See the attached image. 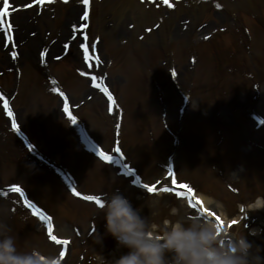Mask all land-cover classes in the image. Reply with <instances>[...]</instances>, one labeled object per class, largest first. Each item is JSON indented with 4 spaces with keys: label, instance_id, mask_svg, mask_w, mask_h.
<instances>
[{
    "label": "rangeland",
    "instance_id": "1",
    "mask_svg": "<svg viewBox=\"0 0 264 264\" xmlns=\"http://www.w3.org/2000/svg\"><path fill=\"white\" fill-rule=\"evenodd\" d=\"M219 1L221 5L216 10H213L210 4H196L195 7H193L194 5L183 7V5L178 4L177 10L174 12H164L165 10L162 8L159 14H167V18L164 20L165 23L161 24L157 31L144 36L138 41V34L142 33L145 25H150L155 21L158 12H153L151 9V14H149L151 18H148V22L142 19H133L129 12H121L120 6L122 3L119 6V0H103L102 3H94L90 32L91 34L95 32L102 40L99 52L105 63H107L103 68L107 72V81L114 89L120 103L124 107L125 103H128V111L124 108L125 113L122 122V133H124L122 147L127 154V159L132 162V165L137 166L138 172L142 174L144 180L152 182L158 177V181L152 183H163L165 180L163 170L160 168L159 171L156 170L158 172L155 171V163H158V158L151 165V159L153 158L151 154L156 151V154L163 157H159V159L164 163L165 153L173 149L171 135L163 132V120L160 117L161 105L165 104L167 123L172 129L178 128L179 130L180 145L175 154L178 177L190 180L197 186L198 191L215 202L209 203L211 208L221 210L228 217L236 214L238 201L253 203L258 198L257 195L264 197V178L262 177L263 174L258 172L259 167L261 170L262 164H264V148L258 150V147L248 143L241 146L242 143H238L234 132L232 133L228 128L230 126L237 128L241 139L248 137L256 144L264 145V128L260 127L259 131L254 130L256 123L254 121L249 122L240 113L245 107L253 104L254 109L261 114L260 110L264 111V104L260 102L261 97L256 101H252L250 98L249 81L246 83L237 82L241 73L239 70L234 71L233 64L224 67L227 70L229 66H233L231 72L224 71L223 67L218 66V64L219 61L228 59V54L232 50L236 55L238 51L240 54L243 51L241 47L236 45L235 32L237 26L242 27L241 15H249L253 20L245 17V22L250 26L249 36L246 37L248 39L247 45H251V47L247 49L249 54L245 60L251 64L253 71L258 70L259 66L262 65L264 62V27L262 30L261 20L264 16V0ZM128 3L131 4V2ZM74 6V3H70L67 6L60 5V7H57L58 16L53 23L49 22L50 19L46 20L44 17H40L35 18L36 23L31 22L29 24L28 29L31 28V31L36 32V34L33 39H28L19 47L21 52H25L20 60L21 65H23L21 67L23 72L27 61L36 62L34 45L43 40L45 32L51 31L52 34L49 36L51 39L55 37V32L59 28L68 29L69 22L66 15L73 14ZM33 10L29 14H32ZM184 19H189L188 29L185 30L181 27ZM202 22L206 25L196 31V27ZM128 24H134L133 30L128 28ZM214 27H225L226 29L223 32L212 31V34L206 37L205 41L200 40L203 33H208ZM62 35L65 38L67 32ZM122 39H126L127 42L121 41L123 44H120L119 42ZM61 40V37L56 39L58 43ZM165 45L170 46L172 51L173 55L170 62L177 68L180 85L187 87L191 92L190 108L183 116L180 126L176 114L180 97L172 84L167 83L165 69L169 63L163 67L162 62H167V60L160 53L162 51L158 49V46L165 49ZM191 45L192 50L197 55L194 66H188L187 53L184 54L183 51V48L186 50V46L190 48ZM77 46V40L74 39L71 49ZM52 53L53 48L50 50L49 59ZM3 55L5 53L0 52V60L1 58L4 59ZM73 59L80 61V57L75 56L73 58L70 52L66 54L63 61L56 64L52 60H48L49 66L45 70L49 69L51 74L56 75L63 82L76 114L87 120L90 132L101 140L105 148H108L111 145L113 117L106 113L104 101L96 98L95 95H90L87 90V81L73 79L74 74L71 66ZM2 69L6 68L1 63L0 70ZM139 70L141 71L140 76L137 75ZM220 72L224 79L217 82ZM92 74L97 75V72L94 71ZM255 76L260 79V73L255 74ZM140 78L142 84H140ZM155 79L164 90L162 103L159 101L160 97L152 84ZM7 80L12 82L13 73L10 75L4 73L0 81L5 87L9 88L6 85ZM244 84L246 88L239 89V86ZM27 86L26 91L23 92L24 95H20L19 99L25 98V101L20 102L21 108H18L20 119L24 125L30 120L34 127L40 131V134L45 135L46 132L44 140L39 143L41 149L47 151L48 148L51 151L52 148L54 152L51 153L52 155L67 162L75 170L84 191L112 194L114 191L119 190L130 200L134 208L140 210L142 217L148 218L150 228L154 227L158 233H162L168 227L165 225L169 221L174 222L181 219L187 222L190 220L186 216L187 213L192 217L195 215V211L186 208L182 199H175L166 194L144 197L140 191L130 184L128 178L119 175L114 168L108 165L94 164L91 166L87 164L83 159L86 157L80 150H78L80 154L78 155L76 145L69 139L67 134L61 136L62 145L59 146L60 138L51 136L49 132L50 130H56L63 123L61 115L58 114V99L55 96L47 98V109L43 110L40 105L44 103V97L41 96V89H37L38 83H35L34 86L33 83H30ZM48 86H51L50 81H48ZM259 86L264 93V81H260ZM226 87H230L231 92L223 89ZM236 89H238V92ZM230 98H233L235 108H238L239 111L234 112L233 107L228 104ZM80 101H84V103L82 104ZM39 106L43 111L38 110ZM52 112L55 115L54 119L50 115ZM216 117L217 119L214 120ZM53 121L54 127L50 124ZM146 130L152 133L151 139ZM220 137L223 138L220 146L221 154L216 157L218 166H215L222 169L226 174L231 171L234 164L242 162L247 170L243 173L244 179L240 186L245 195L250 198H246L242 194L236 196V198L234 195L225 194L224 184L217 179L220 176L217 173H212L202 160V155L213 156L216 153L215 148L217 145L214 141L220 139ZM239 144L240 146H238ZM257 150L262 152L263 156L257 155ZM20 155V143L12 136L9 139V134L5 131L0 141V185L13 181L15 183H28L30 196L49 207L55 214V221L60 234L70 235L71 231L68 223L75 221L78 222L77 225H82L85 231L87 220L91 215L100 218V215L103 214L102 211H97L90 205L82 203L77 205L76 202H71V205L67 203L62 198L64 196L62 193L60 194L58 190L55 191L50 184L43 185L44 183L40 181L41 176L46 179H50L51 176L41 170V176L32 175L38 170L33 167L31 162L25 160V163H21L23 157ZM148 166L152 172L155 171V174L149 173ZM262 172L264 173V170ZM229 174L233 177L236 176L235 172ZM260 177L262 178L260 179ZM254 180H256V183ZM53 181L56 182L54 178ZM10 207H15L11 200L8 197H0V220H4L9 225L20 246L23 248L29 244L36 245L45 254L53 255L56 249L46 244L42 231L36 225L33 226L32 221L29 219L27 220L31 228H28L27 223L20 221L21 216L18 213L9 210ZM252 207L254 206L252 205ZM173 209H176V211L173 212ZM60 210L62 215H60ZM246 222L250 226L256 225L262 228V233L252 238L247 236L242 226H237L232 230L237 231L238 234L244 231L248 240L254 246H260L261 251L259 254L264 253V209L249 211ZM94 237L95 235L85 245L83 264H87L89 254H103L106 260H114L128 251L126 248H122L120 251L117 249V256H115L110 251L111 246L109 244H95ZM111 244L113 247L114 242L112 240ZM80 247L74 251L75 257L74 260L71 259L72 264L76 261L78 251L82 250V247ZM68 263L70 264L69 260Z\"/></svg>",
    "mask_w": 264,
    "mask_h": 264
},
{
    "label": "clouds",
    "instance_id": "2",
    "mask_svg": "<svg viewBox=\"0 0 264 264\" xmlns=\"http://www.w3.org/2000/svg\"><path fill=\"white\" fill-rule=\"evenodd\" d=\"M100 210L105 233L115 239L118 247L128 251L114 260L98 254L99 264H264L260 246H254L244 231L238 234L203 216L187 222L169 221L162 234L156 235L148 218L142 217L140 210L119 190L104 198ZM21 219L27 221L28 217ZM259 231L251 229L248 234L256 236ZM94 243L101 244L102 236L95 235ZM0 264H60V261L58 256L47 255L36 245L22 248L12 229L0 220Z\"/></svg>",
    "mask_w": 264,
    "mask_h": 264
},
{
    "label": "snow or ice",
    "instance_id": "3",
    "mask_svg": "<svg viewBox=\"0 0 264 264\" xmlns=\"http://www.w3.org/2000/svg\"><path fill=\"white\" fill-rule=\"evenodd\" d=\"M55 0H32L31 3H25L24 7L26 8H32L34 6H43L45 4H51L54 3ZM64 3H67L68 0H63ZM80 2L83 5V14L82 16H80V20L84 21L85 23L80 24L79 26L77 25H73V32H81L83 34V41L82 43H80L79 47L80 49H82L83 52V60L84 62L88 65V68L91 69L93 67V60L95 61V64L98 66L100 63V59L99 57L96 55V49H97V41H93L90 45L88 44V36L87 33L84 32L85 29H87L89 27L88 23H86L90 16H89V9H90V3L91 0H80ZM163 3L171 8L173 7V5L169 2V0H163ZM217 8L220 7L219 4L216 5ZM18 9H16L15 7H13L11 0H0V33H3L4 36V47H8L9 45H11L13 48H15V44L13 42L14 38L12 35L13 32V25L10 22V20L8 19V17L11 15L12 12L17 11ZM150 31V29H149ZM73 39H75V37H73ZM69 47V45L65 44L64 48L65 50H67ZM45 55L44 52L40 53L41 58H43ZM11 56L13 59L16 58L17 53L15 51H12ZM57 59H60V57H57ZM81 76H85L88 75L92 81L93 87L99 88V90L107 97V100L110 102L109 104V110L111 111L112 107L114 106L113 102V96L111 95V93L108 91L107 87L103 86V83L101 80L98 79V77H96L95 75H91L90 73L81 71L80 72ZM55 91V89H54ZM0 100H3V96L0 95ZM4 109L7 111L8 116L11 118L13 117V113L11 111V109L9 108V105L7 103L6 100H4ZM64 112L67 113L68 112V105L65 104L64 106ZM69 119L72 121L73 124L76 123V118L74 116L69 115ZM15 121H13V128H15ZM114 152L119 153L120 149L114 148L113 149ZM96 155L103 161L112 163L113 162V158L112 156L106 154L104 151L97 149L96 150ZM169 174L171 175V169H169ZM135 183L139 184L140 181L139 179H137L135 181ZM142 188L146 189V191L148 193H154L155 192V188L153 186H149L148 184H143L141 185ZM182 189H186L187 192L189 194L193 193V189L191 188L190 185L187 184H183L181 185ZM12 191L21 192V189L19 187H14L12 189ZM160 191L162 192H170V191H174L173 189H171L170 187H163L160 189ZM73 194L79 196L80 193L73 190ZM21 195H23L21 193ZM176 195L178 197H182V193L177 192ZM83 199L86 201H93L97 206L102 207L103 203L101 202V198L98 196H94V195H85L83 196ZM25 205L29 208H31L33 215H38L41 221H44L47 223V231L49 236L51 237L52 240L56 241L58 244H67L68 241L66 240H57L56 236L52 235V230H53V224L51 222V218L47 215H45L43 212H40L39 209H37L35 207V205L29 204V202L27 200L24 201ZM201 201L197 200L195 202V204L192 202L191 196L188 197V204L191 208H193L194 210H198L196 209V205L200 204ZM61 255H63V253H61Z\"/></svg>",
    "mask_w": 264,
    "mask_h": 264
},
{
    "label": "bare ground",
    "instance_id": "4",
    "mask_svg": "<svg viewBox=\"0 0 264 264\" xmlns=\"http://www.w3.org/2000/svg\"><path fill=\"white\" fill-rule=\"evenodd\" d=\"M11 3H12V5H13V7H16L17 5H19V4H17V3H15L13 0H11ZM122 8V11L123 12H126V11H128V12H130L132 15H136L137 17L139 16V14L142 16V17H145L146 15H147V11H146V9L143 7L142 9H140L139 7V10H140V13H136V12H134L133 11V9L136 7V4H133V5H128V4H125L124 6H121ZM134 15V16H135ZM42 16L43 17H45V18H51V17H55V14H54V12H46V13H43L42 14ZM143 19H146V18H143ZM27 18H25V19H23V20H21V21H17V24H19V27L20 28H22L24 25H27ZM1 38H2V35H1V33H0V40H1ZM90 45V44H89ZM54 46V45H53ZM11 47V46H10ZM203 198H202V200L205 202V204H209V200H208V198H206L205 196H202Z\"/></svg>",
    "mask_w": 264,
    "mask_h": 264
}]
</instances>
